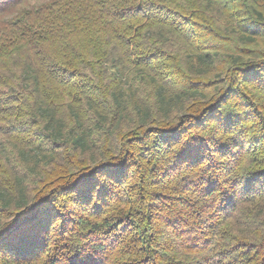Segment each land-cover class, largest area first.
<instances>
[{"label":"trees","instance_id":"16d2710c","mask_svg":"<svg viewBox=\"0 0 264 264\" xmlns=\"http://www.w3.org/2000/svg\"><path fill=\"white\" fill-rule=\"evenodd\" d=\"M0 264H264V0H0Z\"/></svg>","mask_w":264,"mask_h":264}]
</instances>
